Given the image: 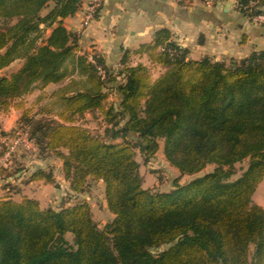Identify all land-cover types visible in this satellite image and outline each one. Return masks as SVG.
Returning a JSON list of instances; mask_svg holds the SVG:
<instances>
[{
  "label": "trees",
  "instance_id": "16d2710c",
  "mask_svg": "<svg viewBox=\"0 0 264 264\" xmlns=\"http://www.w3.org/2000/svg\"><path fill=\"white\" fill-rule=\"evenodd\" d=\"M81 3L0 0V69L22 61L0 76V110L35 85L59 84L51 96L61 121L46 117L45 107L24 110L19 121L39 157L61 161L72 193L102 183L113 217L100 227L86 201L55 210L29 197H2L0 264H264V208L252 201L264 176V50L192 59L161 28L135 51L148 64L123 61L114 74L98 55L75 56L63 19ZM237 9L264 13V0H237ZM156 68L162 71L153 77ZM110 88L115 102H107ZM86 113L102 116V135L74 123ZM160 141L165 160L192 178L151 191L135 149L146 162ZM244 159L246 168L233 177ZM29 180L54 182L41 168Z\"/></svg>",
  "mask_w": 264,
  "mask_h": 264
},
{
  "label": "crops",
  "instance_id": "0c3cea01",
  "mask_svg": "<svg viewBox=\"0 0 264 264\" xmlns=\"http://www.w3.org/2000/svg\"><path fill=\"white\" fill-rule=\"evenodd\" d=\"M85 3L82 0L81 7L63 19V25L76 39L75 56L98 55L109 72L116 73L123 61L148 64L147 57L135 51L151 42L161 28H167L192 59L205 55L215 60L241 59L264 50V24L239 12L237 0H213L210 6L203 0H103L95 17L83 25ZM17 111H2L9 116L6 125L14 123L12 117H19Z\"/></svg>",
  "mask_w": 264,
  "mask_h": 264
},
{
  "label": "rangeland",
  "instance_id": "374dc122",
  "mask_svg": "<svg viewBox=\"0 0 264 264\" xmlns=\"http://www.w3.org/2000/svg\"><path fill=\"white\" fill-rule=\"evenodd\" d=\"M47 9H44L45 13ZM51 29L45 30V36L50 33ZM21 64V60L12 62L9 66L0 69L1 75H10L16 71ZM161 72L160 69H153L152 76L156 77ZM115 74V73H114ZM121 81V76L116 79ZM68 82V81H67ZM59 85H50L45 88H40L35 85L33 90L24 96L22 99H17L11 103L8 108L12 112V108L17 111V119L12 117L15 121L11 126L6 125L7 112L3 113L0 110V135L13 134V132H24L29 130L27 126L20 123V118L24 110L32 109V113H40L41 108L49 109L45 114L46 117L54 118V120L61 121L56 116L55 112L60 108L58 103H54V96H51L52 91L56 90ZM107 91L109 97L107 102H115L116 96L113 94L112 88ZM54 97V98H53ZM4 114V115H3ZM15 114V113H14ZM75 124L86 128L93 134L102 135L106 126L105 121L99 113H86L77 117ZM8 124H10L8 122ZM9 126V127H5ZM29 138V131L27 134ZM159 150L156 154L147 160L143 159L142 154L138 148L135 149V158L139 162V171L143 178V187L151 191H168L173 186V181L177 179L179 183H185L190 180L192 176L181 175L178 170L172 167L166 160L162 153V141L159 143ZM28 146V147H27ZM24 146L22 143L17 145L10 155H5L6 147L0 143V198L10 197L13 200H21L23 197L36 199L41 208L51 207L55 210L62 206L72 205L76 202L86 201L91 210L92 218L100 227L106 225L113 217L105 205L103 186L101 182L90 181L85 191L79 194H74L69 189V183L64 178L61 170V161L57 158L48 157L43 159L38 156V150L32 141V144ZM247 159L234 164L235 174L237 177L246 168ZM44 169L50 172L54 182H43L29 180L30 174L37 169ZM213 169V165H207L202 172H208ZM257 188V189H256ZM253 194L252 201L261 205L264 208V176L258 182ZM66 238L71 240V235L67 234ZM252 250V246H251Z\"/></svg>",
  "mask_w": 264,
  "mask_h": 264
},
{
  "label": "built area",
  "instance_id": "2783aa9c",
  "mask_svg": "<svg viewBox=\"0 0 264 264\" xmlns=\"http://www.w3.org/2000/svg\"><path fill=\"white\" fill-rule=\"evenodd\" d=\"M103 0H86L84 6V13L82 18V24L87 25L95 17V14L98 12ZM204 4L210 6L213 0H203ZM254 2L251 1L250 5H253ZM252 22L257 24H264V13H258L249 17ZM100 73L103 74V71L100 70ZM28 130L22 132H13V134L0 135V143L5 145V155H10L14 148L22 143V145L27 146L32 144V140L27 139ZM28 147V146H27Z\"/></svg>",
  "mask_w": 264,
  "mask_h": 264
}]
</instances>
